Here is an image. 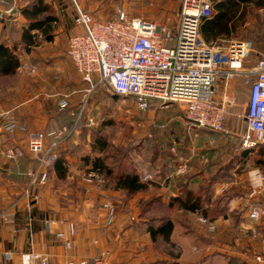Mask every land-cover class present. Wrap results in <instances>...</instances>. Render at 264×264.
<instances>
[{
    "label": "crops",
    "instance_id": "obj_1",
    "mask_svg": "<svg viewBox=\"0 0 264 264\" xmlns=\"http://www.w3.org/2000/svg\"><path fill=\"white\" fill-rule=\"evenodd\" d=\"M34 1L7 0L5 6L8 5L6 10L11 16L0 20V43L16 45L20 58L14 73L0 75V212L9 210L13 214L9 221L0 219V264H22L23 253L37 255L35 264H41L43 259L47 264H82L83 261L86 264H256L252 258L264 239V217L252 219L249 211L254 204H263L264 196H252L251 192L247 194L243 190L234 192L236 184L222 179L211 185L210 207L215 210L208 213V217L215 231L202 224L197 213L184 208L189 213H184L183 219L175 216L179 219L176 221L171 213L154 216L122 209L107 213L100 206L107 196L103 190L77 192L82 186L79 175L88 173L92 168L91 160L102 156L93 146L75 140L73 137L77 135L69 138L67 133V129L75 125L80 92L90 85L68 58L65 46L69 36L82 32L83 27L72 21L55 0H43L58 16V26L50 40L37 34L36 43L27 44L22 35L28 20L22 10ZM12 17H17L19 22V35L15 39L5 34L6 22ZM255 61L253 52L245 71L230 81L229 91L237 96V102L229 107L226 117L232 127L241 128L237 118L242 107L246 113L251 89V80L247 77L254 78L251 69ZM23 66L34 67L36 72L26 75ZM77 76L82 81L77 80ZM33 131L46 134L47 147L63 136L61 140L72 139L60 149L55 147L48 161L41 164L28 147V136ZM217 133L211 138L222 134ZM14 147H18L21 154L10 158L5 151ZM58 156L66 160L65 178H59L54 167ZM135 167L142 179L145 174L139 166ZM222 167L217 161L199 167L189 175V187L199 188L210 173ZM30 171L37 172L38 178L30 198L22 197L30 181ZM44 172L48 178L42 184L39 179ZM163 172L167 175H159V179L148 183L167 187V193L164 191L161 195L170 205L171 198L178 195V184L188 176L176 179L178 176L175 177L171 167ZM74 174L76 180L72 184H62ZM200 176L202 179L197 182ZM221 197L223 200L216 207L214 202ZM192 215L196 217L195 225L186 220ZM163 220L174 224L169 239L162 235L153 237L149 231V222L158 225ZM59 232H63L65 238L59 237ZM67 240L71 247L66 246ZM8 251L13 253L12 260L6 259Z\"/></svg>",
    "mask_w": 264,
    "mask_h": 264
},
{
    "label": "built area",
    "instance_id": "obj_2",
    "mask_svg": "<svg viewBox=\"0 0 264 264\" xmlns=\"http://www.w3.org/2000/svg\"><path fill=\"white\" fill-rule=\"evenodd\" d=\"M76 7L75 23L81 25L83 31L69 36L66 54L83 79L90 83L89 90L101 85L114 95L133 98L142 110L150 109L154 103L179 104L190 125L215 132L225 131L228 109L237 102V96L229 91L230 81L245 71L255 49L253 42L248 40L211 44L201 37V23L213 14L212 0H183L176 31L143 17L129 18L124 12L119 13L116 20L102 21L78 4ZM251 70L254 78L247 77L251 80V89L245 113L243 148L264 143V39ZM45 138L44 132L35 131L28 139L29 150L41 164L46 163L55 150V143L45 145ZM5 154L15 158L21 150L14 147ZM94 172L87 173L89 181ZM29 176L31 180L22 197L30 198L38 178L35 171H30ZM47 178V172H44L39 182L45 184ZM142 179L148 182L152 177L146 174ZM251 195L264 196V177L253 187ZM105 208L111 212L114 206L105 203ZM249 216L256 220L264 217V203L254 204ZM12 218L9 210L0 212V219L9 221ZM203 221L208 222L205 218ZM46 222L50 224V220ZM209 227L214 230L215 225L211 223ZM58 236L65 238L63 232ZM66 246L71 247L69 240ZM5 256L8 260L13 259L11 251ZM36 258L38 256L32 253H23L22 264H35ZM252 261L264 264V239ZM41 264H47L46 260L43 259Z\"/></svg>",
    "mask_w": 264,
    "mask_h": 264
},
{
    "label": "rangeland",
    "instance_id": "obj_3",
    "mask_svg": "<svg viewBox=\"0 0 264 264\" xmlns=\"http://www.w3.org/2000/svg\"><path fill=\"white\" fill-rule=\"evenodd\" d=\"M6 1L0 0V20L7 18L9 15L11 16V12L6 10L8 7V5L5 6ZM72 1L75 5L78 4L82 9L89 11L98 20H116L119 18V13L124 12L129 18L143 17L150 21L166 24L174 31L178 29L180 24L183 5V0ZM218 1L212 0V15L217 13L216 3ZM15 18L17 17L9 18L5 27V34H9L12 39L19 35V22ZM234 22L236 28H233L229 37L216 39L211 44H226L227 41L235 39L248 40L253 42L254 54L258 50H262L264 6L259 7L255 3L241 5L234 17ZM201 37L204 39L202 34ZM65 46L67 48V45ZM26 67L23 66V72L26 75L27 73L36 72L34 67L30 69H26ZM79 79L81 80L77 76V80ZM86 86H88V89L80 92L79 100L81 99V102L77 105L74 117L75 125L70 126L67 129L68 132H66L69 133V138L74 134V136L77 135L73 138L75 140L79 139L81 143L87 146H95V144L100 146L105 143L106 147L105 151L102 152V157L108 155L105 160L108 166L115 167L120 159L124 161L123 164H127L130 156L133 165L139 166L143 171V175L150 174L152 179H159V175H167L163 171L166 172L167 168L171 167L175 177L178 176L176 179H178L192 175V173L198 171L199 167H205L207 163L217 161L224 168L228 167L229 172L227 174L225 170L223 180L236 184V186H233L232 191L243 190L247 194L263 180L264 152L262 153L261 150L264 147L260 145V147L256 145L251 147L249 161L240 162L238 155L236 156L243 149H248L242 147V137L246 129L245 107H242V112H239L241 115L238 118L236 117L239 119L241 128L236 125L232 127L229 120H227L225 131L219 134L218 137L213 135V138H211L213 133H218L190 125L184 117L182 106L179 104L159 105L154 103L150 109L142 110L131 97L114 95L109 89L101 85L92 90H89L90 85ZM66 132H62V135H65ZM77 132H80V134H77ZM63 137L58 138V141L55 140L57 149L64 146L67 140L72 139L67 137L61 140ZM90 170L94 171V168L92 167ZM87 175L85 172L79 175L82 186L77 192H81V190L100 192V190H103L107 196L103 198L104 200H102L100 206L107 213H117L119 209L126 210L129 213H149L154 216L171 213L179 219L185 218L184 213H189L183 210L182 207L169 205L167 199H165L166 197L164 198L161 195L168 189L165 186L161 188L160 185H150L151 183H149V187L143 191L128 193L126 190L116 189V180L100 171L94 172L91 181L88 180ZM75 176L74 174L71 180H66L62 184L66 185L68 182L72 184L76 180ZM196 179L198 182L202 177ZM181 181H184V178ZM159 194L161 197H159ZM153 198H156V200L148 204V201ZM105 203L113 204L114 208L111 212L105 208ZM195 215L199 216V221L207 226L210 231H215V229L212 230L209 227L212 222L210 217H205L201 213ZM204 218L208 222H204ZM176 219L175 217V221ZM186 220L191 222L192 225L196 223L194 215L187 217ZM177 225L179 230L180 225L178 222Z\"/></svg>",
    "mask_w": 264,
    "mask_h": 264
},
{
    "label": "trees",
    "instance_id": "obj_4",
    "mask_svg": "<svg viewBox=\"0 0 264 264\" xmlns=\"http://www.w3.org/2000/svg\"><path fill=\"white\" fill-rule=\"evenodd\" d=\"M61 9L65 10L66 15L75 21L78 11L77 7L72 0H55ZM255 3L256 6H264V0H219L216 3L217 13L212 17L204 20L201 23L200 31L204 39L212 43L219 38H227L231 35L233 28H236L234 17L241 5ZM22 13L28 18V23L23 29V40L27 44L32 45L36 43V35L40 34L47 40H50L53 36L54 30L58 26L59 18L54 15L52 7L48 3H44L43 0H36L23 8ZM235 23V24H234ZM20 65V58L17 53V46H8L6 43H0V75L12 74ZM264 147L263 142H258L256 146ZM259 146V147H260ZM106 144L102 143L100 146H93L94 149L101 152L105 151ZM250 148L243 149L240 153L236 154L239 157L240 162L249 161L251 153ZM262 153L264 149L261 150ZM105 156V157H104ZM95 157L91 160L92 167L95 171H100L108 177L115 179V188L126 190L128 193H137L143 191L149 187L148 182L142 181L138 170L130 160L127 164H123V160L110 167L106 163L108 155ZM57 176L59 178H65L67 174L66 160L62 156H58L54 163ZM228 174V167L219 168L217 171L210 173L206 178L204 184L199 188H190L188 183L190 177L188 176L185 181H181L178 184L177 196L172 197L170 200V206L177 205L192 212H197L208 217V213H213L215 208L210 207L211 202V185L217 180H222L224 172ZM235 195V194H234ZM156 198L148 201V204L154 202ZM220 200L223 197L215 200L216 207L219 205ZM149 222V221H148ZM174 224L171 220H163L158 225L149 222V231L156 237L162 235L165 239H169L172 234Z\"/></svg>",
    "mask_w": 264,
    "mask_h": 264
}]
</instances>
